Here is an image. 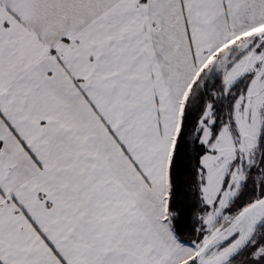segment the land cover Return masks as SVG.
Masks as SVG:
<instances>
[{
    "label": "snow or ice",
    "instance_id": "6c2138e0",
    "mask_svg": "<svg viewBox=\"0 0 264 264\" xmlns=\"http://www.w3.org/2000/svg\"><path fill=\"white\" fill-rule=\"evenodd\" d=\"M0 264H264V0H0Z\"/></svg>",
    "mask_w": 264,
    "mask_h": 264
}]
</instances>
